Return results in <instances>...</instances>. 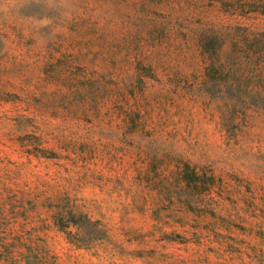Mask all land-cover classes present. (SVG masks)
<instances>
[{"label":"rangeland","instance_id":"374dc122","mask_svg":"<svg viewBox=\"0 0 264 264\" xmlns=\"http://www.w3.org/2000/svg\"><path fill=\"white\" fill-rule=\"evenodd\" d=\"M73 3L0 19V264H264V0Z\"/></svg>","mask_w":264,"mask_h":264},{"label":"clouds","instance_id":"9594fccd","mask_svg":"<svg viewBox=\"0 0 264 264\" xmlns=\"http://www.w3.org/2000/svg\"><path fill=\"white\" fill-rule=\"evenodd\" d=\"M39 8L35 15L24 16L30 22V27L44 42L54 40L63 28V21L74 14L73 0H0V19L8 16L22 15V10ZM47 30V31H44Z\"/></svg>","mask_w":264,"mask_h":264},{"label":"trees","instance_id":"16d2710c","mask_svg":"<svg viewBox=\"0 0 264 264\" xmlns=\"http://www.w3.org/2000/svg\"><path fill=\"white\" fill-rule=\"evenodd\" d=\"M222 4H225L227 3L228 1L230 0H219ZM264 7V6H263ZM201 48H202V51L206 54H209L210 55V52H209V47H208V44L206 43H201ZM184 168H189V166L187 164H185V167ZM185 170L182 172V179L183 181L186 183V184H190V182L192 181L193 182V179L196 178L197 174L193 171V173L190 175V176H187V174H185Z\"/></svg>","mask_w":264,"mask_h":264}]
</instances>
